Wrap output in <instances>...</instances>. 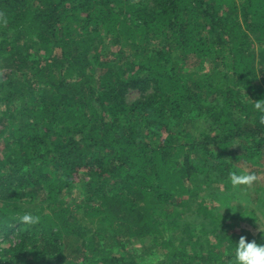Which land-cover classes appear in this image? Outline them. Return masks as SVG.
Returning a JSON list of instances; mask_svg holds the SVG:
<instances>
[{
    "label": "trees",
    "instance_id": "trees-1",
    "mask_svg": "<svg viewBox=\"0 0 264 264\" xmlns=\"http://www.w3.org/2000/svg\"><path fill=\"white\" fill-rule=\"evenodd\" d=\"M261 100L264 0H0V264H235L206 191L264 178Z\"/></svg>",
    "mask_w": 264,
    "mask_h": 264
},
{
    "label": "rangeland",
    "instance_id": "rangeland-1",
    "mask_svg": "<svg viewBox=\"0 0 264 264\" xmlns=\"http://www.w3.org/2000/svg\"><path fill=\"white\" fill-rule=\"evenodd\" d=\"M96 48H97V46H96ZM254 48H255L254 52L256 53L258 50V45L257 44L254 45ZM106 52L107 51H104V53H106ZM103 59L104 60H103L102 65L107 67V65L109 64V60L107 58H103ZM205 71H207L206 68H205ZM151 94L152 93L149 92L147 94V96L148 95L151 96ZM147 96H146V98H147ZM142 97H144V96L141 95L140 92H137L135 90H131L127 94V99L130 102L142 99ZM193 122L196 124V126H194L192 128L189 127L187 132L191 133L192 135H196L199 131L203 130L205 125L202 126L200 121H193ZM168 128L174 129L173 132H176V133L179 132L180 133V132L185 130L184 120L179 119V122H178V124L175 125V127L171 123V124H169ZM162 132L163 131H161V133ZM261 170L264 171V166H261ZM257 181H258L257 183H253V185H251L250 187H248L242 191L233 189L231 184L229 183L230 181L220 182L218 184H212L210 186V189H207L206 192L218 200L225 201L226 204L230 207V209L237 207V205H241L245 209H247V208L248 209H255L256 214L259 217L258 219L260 220L258 222V228L256 230H263L264 231V229H263V227H264V178H263V175H258ZM228 183H229V185H228ZM203 188H205V183L203 184ZM79 189H80L79 185H76L74 187V189H72L70 191L69 196L66 195V198L70 197L73 201V199L76 198V194L78 193ZM78 200H79V198H78ZM218 207H220V208H218L219 211H221L223 213L225 209L221 206H218ZM22 209L24 211H27L28 213H32V212H35L38 210V206L37 205H31V206L24 205V206H22ZM77 213H81V212L79 211ZM228 224H230L227 227V231L229 234H236L239 237H241V236H247L250 234V232H252L251 229L248 227V225L244 222L235 223L234 221L229 220ZM241 233H242V235H241ZM207 236L209 237V235H207ZM208 237L205 238V236H203V239L204 238L208 239ZM251 237H255V232L252 234ZM262 237H264V234L261 236V239L264 241V238H262ZM249 238L250 237H247L248 240H250ZM209 239L212 243L214 242V239L212 237H209ZM16 241H17V239H16L15 235H13V234L8 235L5 233H2V234H0V249H6V248H8V245L14 244ZM125 246H126V248L137 247L138 244L132 245V243H129V244L125 243ZM118 251L119 250L116 247H112L110 249V253L112 255L118 253Z\"/></svg>",
    "mask_w": 264,
    "mask_h": 264
},
{
    "label": "clouds",
    "instance_id": "clouds-1",
    "mask_svg": "<svg viewBox=\"0 0 264 264\" xmlns=\"http://www.w3.org/2000/svg\"><path fill=\"white\" fill-rule=\"evenodd\" d=\"M254 108L264 113V100L254 103ZM255 180L256 176L249 172H232L229 176L232 188L241 191L250 187ZM39 219L38 216L26 212L20 217V222L31 225L38 223ZM236 245L235 264H264V244L254 240L250 241L246 236H241Z\"/></svg>",
    "mask_w": 264,
    "mask_h": 264
}]
</instances>
